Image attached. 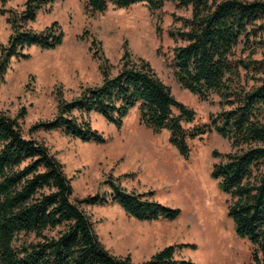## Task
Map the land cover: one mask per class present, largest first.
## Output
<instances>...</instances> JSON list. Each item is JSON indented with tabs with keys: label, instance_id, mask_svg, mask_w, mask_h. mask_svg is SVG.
<instances>
[{
	"label": "trees",
	"instance_id": "obj_1",
	"mask_svg": "<svg viewBox=\"0 0 264 264\" xmlns=\"http://www.w3.org/2000/svg\"><path fill=\"white\" fill-rule=\"evenodd\" d=\"M2 3L5 0H1ZM56 0H26L20 11L8 13L11 34L0 45V80L11 58L25 59V49H54L64 38L57 21L41 30L28 26L37 13ZM145 1L159 9L164 0H85V8L102 12L108 4L127 7ZM190 9L173 15L167 36L172 39L170 66L175 80L199 99L219 97V109L208 122L184 127L194 111L177 100L150 63L133 59L124 49L115 73L98 51L102 80L73 99H58L55 116L32 124L26 133L18 122L0 112V264H132L129 256H115L99 241L83 204L116 203L138 220H174L180 209L152 198L151 192L127 191L111 179L103 191L73 199L62 164L43 141L31 137L38 129L60 130L84 142L103 143L88 115L99 113L119 127L137 107L139 121L154 132L169 131L168 141L184 157L188 141L216 132L230 143L226 153L212 151L210 177L230 196L226 208L235 234L253 246L255 264H264V51L259 58L236 56L237 45L264 46V0H176ZM258 44V45H257ZM251 82V84H249ZM24 113H20L22 116ZM193 245H167L142 264H195L176 258V250ZM259 254V255H258Z\"/></svg>",
	"mask_w": 264,
	"mask_h": 264
},
{
	"label": "rangeland",
	"instance_id": "obj_2",
	"mask_svg": "<svg viewBox=\"0 0 264 264\" xmlns=\"http://www.w3.org/2000/svg\"><path fill=\"white\" fill-rule=\"evenodd\" d=\"M25 1L0 0V8L20 11ZM189 14V7L179 6L176 0H164L159 9H150L145 1L127 7L108 4L102 12L86 9L85 0H56L28 26L41 30L57 21L63 41L50 50L30 46L25 49L27 58H11L0 80V112L18 117L26 133L32 124L55 116L58 99H73L101 82L100 61L94 57L97 49L112 73L127 49L133 59L147 60L174 97L194 111L193 120L184 122V127L208 122L209 115L219 109L218 95L199 99L175 80L170 66L173 41L167 29L178 25L173 15ZM7 15L0 13V45L11 34ZM252 50V57L259 58L264 46L240 44L235 54L246 56ZM88 118L105 142H84L60 130L38 129L31 134L62 164L74 200L109 192L105 180L111 179L127 191L151 192L156 201L180 209L174 220L145 221L129 216L116 203H79L108 252L142 264L164 246L187 244L193 247L177 248L176 258L195 264H255L253 246L235 234L226 214L230 196L210 177L212 163L219 161L212 151L230 150L226 138L216 132L195 137L188 141L190 154L184 157L169 143L168 130L154 132L139 121L137 107L119 127L96 112Z\"/></svg>",
	"mask_w": 264,
	"mask_h": 264
}]
</instances>
